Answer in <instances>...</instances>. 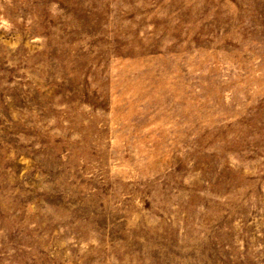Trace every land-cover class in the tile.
I'll use <instances>...</instances> for the list:
<instances>
[{"label":"rangeland","instance_id":"rangeland-1","mask_svg":"<svg viewBox=\"0 0 264 264\" xmlns=\"http://www.w3.org/2000/svg\"><path fill=\"white\" fill-rule=\"evenodd\" d=\"M0 264H264V0H0Z\"/></svg>","mask_w":264,"mask_h":264}]
</instances>
